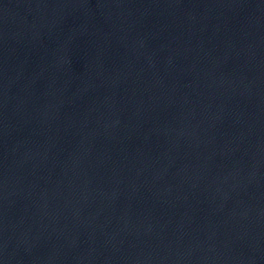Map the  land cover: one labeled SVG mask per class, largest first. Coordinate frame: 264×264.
Listing matches in <instances>:
<instances>
[{
    "label": "water",
    "instance_id": "obj_1",
    "mask_svg": "<svg viewBox=\"0 0 264 264\" xmlns=\"http://www.w3.org/2000/svg\"><path fill=\"white\" fill-rule=\"evenodd\" d=\"M0 264H264V0H0Z\"/></svg>",
    "mask_w": 264,
    "mask_h": 264
}]
</instances>
